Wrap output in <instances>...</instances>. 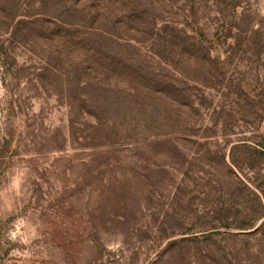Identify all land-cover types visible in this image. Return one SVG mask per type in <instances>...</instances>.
Returning <instances> with one entry per match:
<instances>
[{
	"label": "rangeland",
	"instance_id": "374dc122",
	"mask_svg": "<svg viewBox=\"0 0 264 264\" xmlns=\"http://www.w3.org/2000/svg\"><path fill=\"white\" fill-rule=\"evenodd\" d=\"M0 264H264V0H0Z\"/></svg>",
	"mask_w": 264,
	"mask_h": 264
}]
</instances>
